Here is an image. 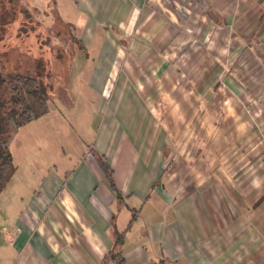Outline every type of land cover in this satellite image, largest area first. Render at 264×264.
Here are the masks:
<instances>
[{
	"label": "crops",
	"instance_id": "0c3cea01",
	"mask_svg": "<svg viewBox=\"0 0 264 264\" xmlns=\"http://www.w3.org/2000/svg\"><path fill=\"white\" fill-rule=\"evenodd\" d=\"M66 1L76 13L73 35L82 51L75 68H90L86 86L97 95L91 138L80 154L66 145L64 137L87 134L63 124V110L72 108L61 98L65 109L53 116L50 108L19 128L20 168L11 152L17 170L0 194V218L7 221L0 264H116L112 251L126 264H264V148L251 166L242 158L235 173L230 155L224 179L198 178L187 167L183 176L177 168L168 173L167 137L181 129L157 134L154 120V105L165 102L162 92L172 81L166 47L183 24L202 39L212 26L261 24L264 0ZM115 67L117 85L109 81ZM39 122L47 127L33 130ZM96 155L111 165L114 187ZM188 174L193 179L186 181ZM18 178L20 189L8 193ZM5 227L16 232L14 243Z\"/></svg>",
	"mask_w": 264,
	"mask_h": 264
},
{
	"label": "rangeland",
	"instance_id": "374dc122",
	"mask_svg": "<svg viewBox=\"0 0 264 264\" xmlns=\"http://www.w3.org/2000/svg\"><path fill=\"white\" fill-rule=\"evenodd\" d=\"M24 4L19 2V15L3 31L8 34L6 41H0V92L4 86L1 79L9 72L39 78L53 116L58 108L65 109L58 100L70 103L72 109L63 110L66 122L63 124L69 127L72 123L75 130L87 135L64 137L65 143L77 154L83 153L92 134L88 121L94 113L97 95L86 86L90 68L81 72L75 68V60L82 54L71 39V33L76 32L73 24V20L77 21L76 13L66 0H28V5ZM20 6L29 14L22 17ZM195 26L202 32L206 30L204 23ZM212 27L211 36L202 39V35L198 38L188 34L193 25L185 23L183 33L166 47L172 60V81L162 92L165 102L154 105V120L158 124L155 129L157 134L163 127H167L169 134L181 129L180 135L167 137L168 173L177 168L182 174L192 168L200 173L198 178L213 173L219 178L230 155L234 163L228 168L235 173L243 160H249L251 166L255 152L264 148V23L243 25L241 29L237 25L227 29L224 25ZM4 43L12 50L1 48ZM82 64L91 65L88 61ZM117 71L115 67L109 77L113 85L119 82ZM5 101L0 94V119L4 117ZM7 126L0 121V138L8 142L20 168V129ZM45 126L39 122L32 129L42 130ZM191 174L185 176L186 181L193 179ZM174 181L169 185L172 190L176 186ZM17 188L20 189L19 178L8 193ZM6 222L0 218V228Z\"/></svg>",
	"mask_w": 264,
	"mask_h": 264
},
{
	"label": "trees",
	"instance_id": "16d2710c",
	"mask_svg": "<svg viewBox=\"0 0 264 264\" xmlns=\"http://www.w3.org/2000/svg\"><path fill=\"white\" fill-rule=\"evenodd\" d=\"M19 2L20 5H23L24 2L28 5V0H0V41H6L8 34L3 31L12 23V18H16L19 15L17 9ZM20 14L23 17L29 13L20 6ZM71 36V39L75 41L76 38L73 33H71ZM17 38L19 39V37ZM1 48L12 50L11 46L6 43L2 44ZM1 82L4 86H2L0 94L5 98L7 106L4 111V117L0 121H5L8 126H12V129L19 130V128L31 123L33 120L49 113L50 106L45 96V86L39 78L9 72L4 79H1ZM96 158L109 183L114 187L111 165L103 155H96ZM16 170L9 144L6 140L0 138V194L6 188ZM119 242H121V239L116 241V243ZM110 258L116 264H126L121 252L112 251Z\"/></svg>",
	"mask_w": 264,
	"mask_h": 264
},
{
	"label": "built area",
	"instance_id": "2783aa9c",
	"mask_svg": "<svg viewBox=\"0 0 264 264\" xmlns=\"http://www.w3.org/2000/svg\"><path fill=\"white\" fill-rule=\"evenodd\" d=\"M2 232H3V235L5 236V238L7 240H9L11 243L15 242V240H16V232H14V231L6 228V227L3 228Z\"/></svg>",
	"mask_w": 264,
	"mask_h": 264
}]
</instances>
